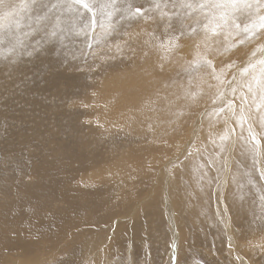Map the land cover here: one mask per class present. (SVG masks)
I'll return each instance as SVG.
<instances>
[{
    "label": "bare ground",
    "instance_id": "obj_1",
    "mask_svg": "<svg viewBox=\"0 0 264 264\" xmlns=\"http://www.w3.org/2000/svg\"><path fill=\"white\" fill-rule=\"evenodd\" d=\"M203 2L115 0L111 6V0H95L97 9L110 5L108 19L99 11L93 17L83 8L70 10L60 0H2L0 17L8 15L0 19L1 91L7 95L28 73L30 58L41 56L46 68L67 79L64 89L46 82L54 87L55 100L46 105V114L62 111L60 125L70 133L50 127L40 136L31 125L30 135L26 127L14 128L1 138L0 144L6 142L1 163L7 161L0 167L5 173L0 180V264H37L41 254L56 258L55 264H89L100 256L97 247L107 237L112 244L129 240L133 247L156 242L181 260L214 259L210 242L220 240L234 261L264 264V229L248 234L246 224H236L254 212L248 190L256 177L264 188L259 119L264 110L258 111L251 94L240 87L248 79H241L240 69L264 59V51L257 50L264 48V29L246 39L242 28L258 23L264 7L257 12L258 0H248L252 8L235 11L212 35L203 27L210 17L208 8L198 6ZM188 3L195 7L182 6ZM136 7L143 12L137 15ZM28 13L36 17L34 23ZM93 19L88 31L85 25ZM233 20L242 28L232 27ZM238 52L244 58L228 67ZM13 57L21 67H13ZM201 57L212 62L215 73L204 64L193 65ZM69 68L78 71L74 78ZM13 70L16 78L8 80ZM242 94L249 98L244 107L257 135L255 148L248 124L238 126L227 109L217 114L231 100L239 115ZM5 104L0 96V108ZM7 120L0 118V128ZM224 135L228 138L222 141ZM263 223L257 224L262 228Z\"/></svg>",
    "mask_w": 264,
    "mask_h": 264
},
{
    "label": "rangeland",
    "instance_id": "obj_2",
    "mask_svg": "<svg viewBox=\"0 0 264 264\" xmlns=\"http://www.w3.org/2000/svg\"><path fill=\"white\" fill-rule=\"evenodd\" d=\"M12 2V1H11ZM13 2L11 3L10 5V8L13 7ZM63 9H65L64 7H62ZM3 7L0 8V11L2 12L3 11ZM76 13V12H74ZM21 14L25 15L27 14L26 12H22ZM29 14V13H28ZM41 14V13H40ZM30 17H29V21H32V23H34V21H36V17L32 14H29ZM77 16V14H74ZM22 16V15H21ZM20 16V17H21ZM18 18V21L21 22V23H24V22H27L21 18ZM10 28V27H9ZM242 28V27H241ZM82 29V28H80ZM79 28L74 31V32H78ZM93 30V27L89 28L88 31H92ZM36 32H34L35 34ZM37 35V33H36ZM2 39V38H1ZM52 54V55H51ZM48 57L50 59H52L54 61V64H55V61H56V56L51 53ZM245 55V53H240L238 52L234 57H233V60H232V66L235 65L239 60H241L242 58H244L243 56ZM40 56V55H39ZM15 57L12 58V62L14 64L13 67L17 66V67H21V63L22 61L19 62V59H14ZM37 58V59H36ZM34 59V60H33ZM36 60V61H35ZM45 61V59H42L41 56L40 58H38V56H34V57H31L30 60H29V65L31 66V68L29 69L28 73H26L24 75V77H22L21 79H19L12 87H10L9 89L6 90V94L5 95L1 89H0V96L2 98V101L5 100L6 101V104L4 105L5 108H0V112H5V115L2 116L0 114V118L1 119H4V118H7V125H9V128L8 126L6 125V128H0V141H1V138L3 136L6 135V132H10V130L12 129H17V128H24L26 127V131L25 133L27 135H30L31 134V131H29V128L31 127L32 125V129H36L38 130V135L41 136V133H43L45 131V129L48 130L50 129V127H53L54 129H57V131L59 133H63L64 132H67L70 133V131L67 129V127L65 126L64 128H62V125L63 122L65 121V117H63V119H59L62 117V111H61V115L58 116L60 113L59 111L56 113V112H51L49 115L46 114V110H50V109H46V105H53L54 104V97H52V90L53 88L55 87L56 89H64L63 88V84L62 83H67V79L66 77L62 75H59L58 73L55 75V71H51L50 68H46L44 65H43V62ZM40 63V64H39ZM17 64V65H16ZM19 64V65H18ZM38 65V66H37ZM29 66V67H30ZM44 66V67H43ZM16 68V67H15ZM45 68V70H44ZM68 68V67H66ZM52 69V68H51ZM32 72H31V71ZM48 72H47V71ZM68 69H66L67 71ZM14 72L13 75H10V76H7V79L8 80H11V79H15L16 77H13L14 74H16L17 70H13ZM46 71V72H45ZM45 72V73H44ZM60 73H63L62 71H59ZM10 73V72H9ZM11 73V74H12ZM43 75H42V74ZM48 73V74H46ZM67 73H69V77H71L73 74H78V71H76V69L74 68H69V72L67 71ZM73 73V74H72ZM46 74V75H45ZM21 75V74H19ZM27 75V76H26ZM45 75V76H44ZM26 77V78H25ZM44 77V78H43ZM50 77V78H49ZM75 75L72 76V78H74ZM78 78V76L76 77ZM46 81H44V80ZM55 79V80H54ZM25 80V81H24ZM50 80V81H49ZM64 80V81H63ZM66 80V81H65ZM42 81V82H41ZM37 84H36V83ZM46 82H48L49 84L50 83H53L54 87L53 86H49V85H46ZM30 83H32L30 85ZM68 83L72 84V82L68 81ZM70 84V86H71ZM34 85V86H33ZM42 85V86H40ZM36 86V87H35ZM61 86V87H60ZM37 88V89H36ZM52 88V89H50ZM28 89V90H27ZM36 89V91H34ZM47 89V90H46ZM49 89L51 90V92H49ZM41 92H40V91ZM36 92L40 95H44L45 97L42 98V101L40 100V98L37 97L36 95ZM42 93V94H41ZM44 93V94H43ZM49 93V94H48ZM26 94V95H25ZM48 94V95H47ZM98 94V93H97ZM5 95V96H4ZM47 95V96H46ZM99 95V94H98ZM18 96V97H17ZM21 96V97H20ZM50 96V97H49ZM4 97V98H3ZM17 97V98H16ZM25 97V98H24ZM33 97V100L31 99ZM100 97V95H99ZM46 98V99H45ZM24 99V100H23ZM26 99V100H25ZM44 100V101H43ZM47 101V102H46ZM38 103V104H37ZM22 106H24L22 108ZM38 107V108H37ZM49 107V106H48ZM47 107V108H48ZM22 108V109H21ZM42 109V110H41ZM24 110V111H22ZM10 111V112H9ZM38 111V112H37ZM37 112V113H36ZM9 114V115H8ZM21 114V116H20ZM24 118H23V117ZM20 119H19V118ZM26 117V119H25ZM32 117V118H31ZM38 117L39 122H36L34 121V119ZM59 119V120H57ZM24 120V121H23ZM31 120H32V123H31ZM63 120V121H62ZM22 121V122H21ZM30 121V122H29ZM53 122V123H52ZM58 122V123H57ZM50 124V125H49ZM18 125V127H17ZM38 125V127H37ZM48 125V126H47ZM52 125V126H51ZM20 126V127H19ZM57 128H55V127ZM9 130H8V129ZM60 128V129H58ZM66 128V129H65ZM14 129V130H15ZM31 129V130H32ZM11 130V131H12ZM5 132V133H4ZM15 135L12 136V140H11V143H15L17 141V138L16 136L14 137ZM33 145L36 147L37 151L40 150V145L37 144L36 142L33 143ZM6 147V142H3L2 144H0V149L3 148V147ZM4 147V148H5ZM14 153V152H13ZM39 155H41L39 152H38ZM2 159L0 158V167L3 163H6V159L3 161V163H1ZM9 169H13V167H10ZM2 168H0V180H2L4 178V174L5 173H2ZM3 175V176H2ZM3 177V178H2ZM257 177H256V181H253V183H251L249 186V190L248 192L250 191V193H248V196L249 197H253L251 198L252 199V204H253V210L254 212L252 213H247V218H245L244 220L246 219H250V220H246L248 222L245 223V221L243 219H241V224H240V221L236 224L238 225H242V224H246L247 227H245V229L247 230V233L248 231H255V230H260V229H264V226L261 228L260 225H258L257 223L259 221H263L264 220V188L257 185L258 182L257 181ZM259 180V179H258ZM262 184H264V182H261ZM256 187V188H255ZM260 187V188H259ZM263 188V189H261ZM255 190V191H254ZM261 190L262 193L259 191ZM258 193H257V192ZM255 192L258 194V196L255 194ZM259 192L262 194L263 196V199H262V196L261 194H259ZM251 195V196H250ZM256 195V196H255ZM259 197V199H258ZM261 197V199H260ZM257 199V200H256ZM254 201V202H253ZM255 201H259L257 203H255ZM212 206L213 203H212ZM260 210V211H259ZM198 212V211H197ZM196 210H194V213L195 215L197 214ZM260 212V213H259ZM254 213V215H252ZM217 213H215L214 215V218L216 219V222H217V225L223 230L225 231V229L223 228V222L221 221V219H218L219 215H216ZM253 216V218H252ZM259 216L261 220H259ZM252 218V220H251ZM213 219V220H215ZM258 219V221H256ZM163 222L165 224V218L163 217ZM242 221L244 223H242ZM221 223V224H219ZM256 223V224H254ZM264 224V223H263ZM191 227V226H190ZM189 229V227H186ZM193 229V227H191ZM235 228H236V225H235ZM257 228V229H256ZM187 231H191V229H189ZM166 230V229H165ZM236 230V229H235ZM193 231V230H192ZM205 232H207L205 229H204ZM237 231V230H236ZM169 232V229L166 230V233ZM239 233V231H237ZM224 234V233H223ZM249 234V233H248ZM209 237V236H207ZM109 238L110 237H107L99 246L101 247H97L98 250V254L100 256H97L95 258H92L90 261H89V264H174L173 262V257L171 258L168 254V249H162V248H159L156 244V242H152L153 244L150 246V245H147V243H145V245H141L140 243H136V244H140V245H135L134 247L132 246V244H135V243H131L129 242V240L125 241L120 244H112V243H109ZM145 238V237H144ZM225 239V237H224ZM225 242V241H224ZM125 243V244H124ZM212 245L210 247L213 248V250H209V255H211L210 257H214L211 258L209 260V258L207 257H204L202 255H198L196 256V259L194 258H190V257H182V260L177 258L176 256V261L178 262V264H234L236 262V264H240V262L236 259V261H234L232 258L229 257V254L232 255V251L230 253V251L228 250V248H225L227 245H223L222 248L220 246V240H217V241H211L210 242ZM108 244H110L108 246ZM107 245V246H106ZM118 245L120 247H118ZM125 245V247H124ZM127 245V246H126ZM157 246V247H156ZM105 247V248H103ZM109 247V248H108ZM116 247V248H115ZM118 247V248H117ZM127 248V249H126ZM143 248V249H142ZM158 248V249H157ZM202 249H204V247H201ZM106 251H105V250ZM129 249V250H128ZM218 249V250H217ZM105 252H103V251ZM157 250V251H156ZM161 250V251H160ZM216 250V251H215ZM101 251V252H100ZM108 251V252H107ZM110 251V252H109ZM162 252V253H161ZM225 252V253H224ZM227 253V254H226ZM103 254V255H102ZM168 254V255H167ZM53 255V254H51ZM105 255V257H104ZM167 255V256H166ZM49 255H45V254H41L40 257H42V261H39L37 264H55V259L54 257H47ZM226 256V257H225ZM233 256V255H232ZM110 257V258H109ZM130 257V258H129ZM197 257H199L197 259ZM216 257V258H215ZM234 257V256H233ZM47 258V259H46ZM54 258V259H53ZM203 258V259H202ZM230 260H229V259ZM52 259V260H51ZM95 259H96V263L95 262ZM170 259V260H169ZM47 260V261H46ZM51 260V261H50ZM185 260V261H184ZM197 260V261H196ZM216 260H219V261H216ZM228 260V261H227ZM257 260L259 261L260 260V257L257 258ZM44 261V263H42ZM98 261V262H97ZM225 261V262H224ZM231 261V262H230ZM234 261V262H233ZM50 262V263H49ZM91 262V263H90ZM101 262V263H100ZM85 264L84 262H76L75 264ZM263 263H264V259H263Z\"/></svg>",
    "mask_w": 264,
    "mask_h": 264
},
{
    "label": "snow or ice",
    "instance_id": "obj_3",
    "mask_svg": "<svg viewBox=\"0 0 264 264\" xmlns=\"http://www.w3.org/2000/svg\"><path fill=\"white\" fill-rule=\"evenodd\" d=\"M0 3H2V0H0ZM60 3H65L68 9L74 11H78L79 8H83L88 13H91L93 17L96 15L97 11H99L102 15H106L108 19H111L112 16L111 12L105 13V8L110 5H101L100 8L97 9L95 0H60ZM114 4L115 0H111V6H114ZM182 6L195 7V5L191 3L183 4ZM198 6L202 9L208 8L210 10L208 23L203 27L206 33H211L212 35H216L218 29H222L228 24L230 17L235 13V11L242 8H252V4H250L248 0H204V2L200 3ZM260 7H264V4L259 3L258 0L256 8L257 12L259 11ZM134 10L137 15L143 12V9L141 7H136ZM7 15L8 14L6 13L4 17H0V19H6ZM94 25L95 20L93 19L91 23L86 24L85 27H93ZM171 26V24L168 25V27ZM232 27L238 30L241 29V25L237 24L235 20L232 21ZM261 29H264V16L258 17V23H250L244 25L242 31L244 32L246 39H251L255 37L256 33ZM193 32H195V29H193ZM178 38L179 37H177V39ZM205 38L208 39L209 37L206 35ZM241 43H243V41H241ZM257 50L264 51V48ZM253 55H255V53H253ZM192 63L197 67L200 66V64H204L209 68H212L213 72L215 73L214 65L210 60L201 57L199 60L193 61ZM257 64L260 65L259 71H257ZM228 67H232V65H228ZM240 77L241 79L248 77L246 83L240 85V87L246 88L247 93L251 94V104H254L258 111L264 110V59L256 61L255 63L249 62L247 66L240 69ZM213 78L217 80L220 79L218 75H214ZM232 92L236 93L237 88L233 87ZM213 102L215 103V101ZM240 102L239 115L236 114L234 104L231 100H229L228 103L224 105V107L220 108L217 114L224 112L227 109L231 111L232 116L235 117L238 126L248 124L250 142L253 148H255L257 144V135L253 132L252 125L249 124V118L245 112L244 107L245 105L249 104L248 95L242 94L240 96ZM259 119L261 127L264 128V115H261ZM261 135H264V133H261ZM227 138V135L220 137L222 141L226 140ZM173 262L174 264H178L175 257H173Z\"/></svg>",
    "mask_w": 264,
    "mask_h": 264
}]
</instances>
